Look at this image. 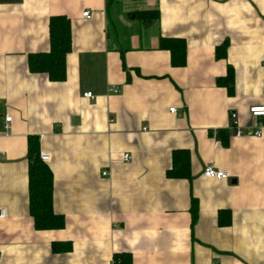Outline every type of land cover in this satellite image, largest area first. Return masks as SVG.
<instances>
[{
  "label": "crops",
  "instance_id": "obj_1",
  "mask_svg": "<svg viewBox=\"0 0 264 264\" xmlns=\"http://www.w3.org/2000/svg\"><path fill=\"white\" fill-rule=\"evenodd\" d=\"M58 15L73 47L53 82L29 57L49 51ZM162 38L185 40V66ZM230 66L233 96L219 85ZM262 104L264 0H0V264H264V120L250 115ZM32 137L51 157L62 230L30 216ZM180 151L190 177L169 178ZM210 165L230 177L204 178Z\"/></svg>",
  "mask_w": 264,
  "mask_h": 264
},
{
  "label": "trees",
  "instance_id": "obj_2",
  "mask_svg": "<svg viewBox=\"0 0 264 264\" xmlns=\"http://www.w3.org/2000/svg\"><path fill=\"white\" fill-rule=\"evenodd\" d=\"M143 22L157 20L158 12L146 11L137 14ZM50 49L48 52L32 54L29 57V69L34 73L47 74L53 82L64 81L67 77L66 60L72 51V23L63 15L51 17L49 20ZM227 42L217 48L218 59L225 58L227 53ZM160 48L171 53V64L174 67L186 65L187 46L183 39L162 38ZM219 85L225 87L229 95L235 94L234 69L228 67L226 76L219 80ZM226 131L219 132L218 137L227 144L228 136ZM28 157L29 165V201L30 216L33 218L34 228L42 231L62 230L65 226V216L59 215L54 210V176L53 172L39 157V142L37 138L29 140ZM190 153L185 151L175 152L173 168L167 173L169 178L181 179L190 177ZM195 211V208H194ZM224 215V212H221ZM196 216V212H194ZM71 244H54L55 252L69 251ZM115 264H132L129 255H115Z\"/></svg>",
  "mask_w": 264,
  "mask_h": 264
},
{
  "label": "built area",
  "instance_id": "obj_3",
  "mask_svg": "<svg viewBox=\"0 0 264 264\" xmlns=\"http://www.w3.org/2000/svg\"><path fill=\"white\" fill-rule=\"evenodd\" d=\"M83 17L85 19H91L92 18V15H91V12L90 11H87L85 13H83ZM110 91L114 94H118L119 93V88L118 87H112L110 89ZM85 98H94V96L92 95V92L90 93H86L84 94ZM172 113H175L176 112V109L172 108L170 110ZM250 115L251 117H254V118H261L264 120V104L262 105H258V106H252V108L250 109ZM5 120H6V123H10L12 118L7 115L5 117ZM232 121L233 122V129L235 130V133H234V136L236 138L240 137L241 134H242V131L239 127V121H238V118H237V115L236 114H233L232 115ZM8 125V124H7ZM8 126H6L5 128H7ZM255 135H257L258 137L262 136L261 135V129L259 128V130L255 133ZM39 157L41 158V160L43 162H48L51 157L49 155H46L44 153H40ZM124 159L127 161L130 159V156L129 155H125ZM106 175V174H105ZM203 176L204 178L206 179H210V178H215L217 180H225V179H228L230 177L229 173L228 172H222V171H219L217 170L214 166L210 165L209 167H207L204 172H203ZM4 214L5 212L2 211L1 212V217H4Z\"/></svg>",
  "mask_w": 264,
  "mask_h": 264
}]
</instances>
